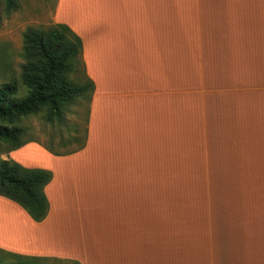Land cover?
Returning <instances> with one entry per match:
<instances>
[{
	"label": "crops",
	"instance_id": "crops-1",
	"mask_svg": "<svg viewBox=\"0 0 264 264\" xmlns=\"http://www.w3.org/2000/svg\"><path fill=\"white\" fill-rule=\"evenodd\" d=\"M93 84L86 140L6 159L51 172L46 218L0 198L35 264H264V0H57Z\"/></svg>",
	"mask_w": 264,
	"mask_h": 264
},
{
	"label": "trees",
	"instance_id": "trees-1",
	"mask_svg": "<svg viewBox=\"0 0 264 264\" xmlns=\"http://www.w3.org/2000/svg\"><path fill=\"white\" fill-rule=\"evenodd\" d=\"M0 5L8 13L17 8V1L0 0ZM81 52L80 38L65 24H56L46 30L26 29L19 80L11 78L0 85V154L27 144L23 140V130L13 126L15 122L42 111L48 121H59L65 105L84 97L89 89L92 91L90 81L85 85L69 78ZM51 178L47 170L0 159V197L18 205L34 222L43 221L48 213L44 187Z\"/></svg>",
	"mask_w": 264,
	"mask_h": 264
},
{
	"label": "rangeland",
	"instance_id": "rangeland-1",
	"mask_svg": "<svg viewBox=\"0 0 264 264\" xmlns=\"http://www.w3.org/2000/svg\"><path fill=\"white\" fill-rule=\"evenodd\" d=\"M16 1L17 8L8 13L0 5V85L11 78L19 80L20 68L24 62L22 59L23 34L27 28L46 30L56 24H63L54 18L57 0ZM69 78L74 83L87 85L82 52L79 60L73 65ZM91 92L89 89L84 97L76 98L65 105L63 117L59 121H48L45 118V112L42 111L23 117L13 126L23 130V140L27 144L35 143L42 149L48 148L56 154L75 152L85 144ZM7 155L8 153H1L0 159L5 160ZM2 199L5 200V198ZM0 263L35 264L2 251H0Z\"/></svg>",
	"mask_w": 264,
	"mask_h": 264
}]
</instances>
